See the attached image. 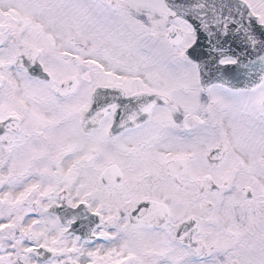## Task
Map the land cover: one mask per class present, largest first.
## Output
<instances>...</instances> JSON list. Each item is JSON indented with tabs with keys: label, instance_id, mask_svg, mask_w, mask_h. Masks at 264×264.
<instances>
[{
	"label": "snow or ice",
	"instance_id": "1",
	"mask_svg": "<svg viewBox=\"0 0 264 264\" xmlns=\"http://www.w3.org/2000/svg\"><path fill=\"white\" fill-rule=\"evenodd\" d=\"M0 264H264V0H0Z\"/></svg>",
	"mask_w": 264,
	"mask_h": 264
}]
</instances>
